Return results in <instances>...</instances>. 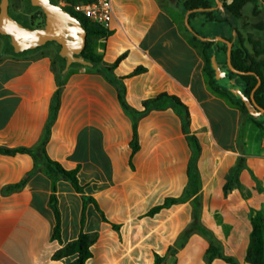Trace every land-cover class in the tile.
I'll return each instance as SVG.
<instances>
[{"label":"crops","instance_id":"crops-1","mask_svg":"<svg viewBox=\"0 0 264 264\" xmlns=\"http://www.w3.org/2000/svg\"><path fill=\"white\" fill-rule=\"evenodd\" d=\"M112 7L109 34L93 42L98 67L74 63L64 71L65 60L52 47L8 52L0 37V264H72L76 255H53L81 231L95 238L85 264H153L155 254L165 257L162 264H204L208 242L195 233L174 255L167 253L191 224L195 199L201 223L227 255L249 264L248 251L264 245V132L258 130L249 149L243 113L228 93L209 85L203 46L187 30L181 7L171 11L161 0H112ZM222 58L216 55L219 63ZM162 93L178 98L187 119L168 100L144 112L143 102ZM42 142L51 161L65 170L78 167L83 190L76 193L64 179L56 183L59 239L52 237L50 179L41 161L1 152L36 154ZM241 157L240 184L255 187L253 175L262 190L225 196L226 175ZM27 175L23 186L9 189ZM83 196L93 201L84 203ZM167 199L183 201L149 213Z\"/></svg>","mask_w":264,"mask_h":264},{"label":"trees","instance_id":"trees-1","mask_svg":"<svg viewBox=\"0 0 264 264\" xmlns=\"http://www.w3.org/2000/svg\"><path fill=\"white\" fill-rule=\"evenodd\" d=\"M89 0H64L66 3L65 6L61 8L70 14L72 17L77 19L80 24V27L86 32V42L83 47L80 56L92 66H99L102 63L101 57L93 53V42L96 39L105 37L109 34V31L104 30L103 28L89 22L82 15L74 12L69 5L77 4L79 2H87ZM220 1V0H219ZM222 4L220 7L217 6L215 0H181L180 7L185 16V26L187 30L191 33L194 40L198 41L203 46V57H204V71L209 78V85L216 91H223L228 93L234 104L240 107V110L243 114H246L250 117L253 124L260 132H264V113H261L258 117H253L247 112L246 103L235 97L234 94L229 92L224 88H221L217 85L214 80V71L211 67V61H213L217 68L226 70L224 78L229 82L230 87L240 86V92L249 98L252 93L254 102L257 106L264 109V47H262L258 39H254L252 35H248L245 39L241 33V26L239 20L241 19V10L248 4H253V13H256V3L257 0H231L230 3L220 1ZM57 4V3H54ZM200 19L199 24L195 22L196 19ZM0 37H7L0 35ZM220 37L231 43V53H230V64L231 66L240 72L251 74L238 75L231 72L227 64L226 44L215 41L214 39ZM57 48L56 56L57 58L64 60L59 57L58 51L60 50V45L54 41ZM48 43V42H47ZM248 43L251 46V52L247 49L246 44ZM222 55V62L219 63L216 59V55ZM115 67V64L112 66H106L105 69L112 70ZM141 69H137L133 74L141 72ZM259 80V85L256 87ZM256 87V88H255ZM255 88V89H254ZM58 97L59 91L56 92L53 101V107L51 110L50 121L54 119L58 108ZM119 100L121 105L128 109L126 104L123 101V97L120 94ZM168 100L171 104L182 110L184 112L185 119H187L186 107L178 100L175 96H169L165 93L159 94L153 99L146 100L143 102L144 112L151 109L162 108V102ZM250 107H252L250 100L248 101ZM48 134V127L46 128L45 135ZM193 140L194 156L192 161L194 162L199 147L196 141ZM132 153H134L137 148V134L135 125L133 126V134L131 140ZM1 152L5 154H15V153H29L33 156L35 160L41 161L43 166V171L50 179V189L51 194L49 196V207L51 208L54 218L55 225L53 228L52 237L54 239H59L60 233V214L57 208V199H56V183L59 179H64L70 183L72 188L76 193H83L82 187L79 185L76 174L78 172V167L73 170H65L57 162L51 161L45 155L43 149V142L39 146V151L35 154L30 149L17 148L12 150L1 149ZM244 158H237L235 165L231 167L226 175V182L223 185V194L226 196L232 190L237 189L244 198H247L251 193H260L261 188L259 186V181L251 175L256 186L253 188H245L239 182V174L241 170L245 169ZM28 175L18 184L11 186L10 190L19 189L24 185ZM93 201L90 198L83 196V202ZM182 199H167L163 205L153 208L149 213L154 214L159 211L161 208L166 207L167 205L175 204L182 202ZM193 204L196 206L193 212V218L191 224L188 228L181 233L177 241L167 249V253L174 255L179 249H181L186 243L187 239L192 234H198L205 238L208 242V246L203 255L204 264H211L214 259H221L226 264H239L237 260L227 255V249L225 246L215 237V235L208 230L200 221L199 215V201L195 199ZM83 221V216L81 218ZM81 221V224H82ZM256 233V229L255 232ZM95 238L89 236L82 231L79 233L77 239L66 244L62 249L58 250L53 257L55 259H61L65 257H70L76 255V259L72 264H85L87 259L91 256L90 246L94 243ZM253 243L256 241L253 238ZM165 257H160L159 255H154L153 264H162ZM245 262L249 264H262V257L259 249H250L245 257Z\"/></svg>","mask_w":264,"mask_h":264},{"label":"water","instance_id":"water-1","mask_svg":"<svg viewBox=\"0 0 264 264\" xmlns=\"http://www.w3.org/2000/svg\"><path fill=\"white\" fill-rule=\"evenodd\" d=\"M29 1L32 6L38 7L44 14L45 21L42 27H24L8 15L7 8L9 0H0V35L9 37L13 52L21 53L27 50L38 48L47 42L54 41L60 45L58 55L65 60L64 71H66L68 67L74 63L90 66L91 64L80 56V53L85 46L86 32L80 27L77 19L64 11L59 4H52L49 2V0ZM215 1L217 6L220 7L222 3L219 0ZM214 40L226 44L227 64L231 72L238 75L251 74L250 72H240L231 66L230 42L220 37H217ZM214 70L218 71L216 65ZM258 85L259 80L256 87H258ZM226 88L229 90V92L234 94V96L246 103L247 112L251 116L258 117L261 113H264V109L255 104L252 93L250 94L249 98H247L240 91H237L236 88L234 89L230 87L229 82L228 85H226ZM249 100L252 107H250L248 103Z\"/></svg>","mask_w":264,"mask_h":264},{"label":"rangeland","instance_id":"rangeland-1","mask_svg":"<svg viewBox=\"0 0 264 264\" xmlns=\"http://www.w3.org/2000/svg\"><path fill=\"white\" fill-rule=\"evenodd\" d=\"M220 1H224L226 3L231 2V0H220ZM161 2L165 6H167L169 10L178 11L179 10L178 8L180 7L181 0H161ZM24 3H26V0H10V5L12 7V10L17 11V12H18V10H20V8H22ZM27 3H28V1H27ZM59 5L61 6V2L59 3ZM21 19L23 20L25 25H30L29 22L27 21L26 17H23V18L21 17ZM40 23H41L40 17L35 16L33 21H32L33 28H34V26H37ZM239 24L242 25L241 26V33L245 39L250 34V35H252V37L254 39H258L260 41L262 47H264V0H257L256 13H253V4H251V3L246 4L241 10V19L239 20ZM3 41L5 43V47H6L7 51L11 52L12 47L10 45V40L7 37H3ZM245 44H246L247 49L251 52V46L248 43H245ZM44 45L50 49L52 47L55 51H57L58 47L52 42H48ZM44 45H42V46H44ZM262 58H264V56H262ZM215 65H214V62L211 61V67H212V70L214 71V80L216 81V83H220L221 85L226 87V85H228V82H227L226 78L223 77L226 74V70L220 69V68H218V71L214 70ZM232 88H234V89L236 88L237 91H240V86H236V87H232ZM244 120L246 121V124H244L245 123ZM242 122L244 124L243 132H247L248 137L251 140V142L249 143V145H250L249 149H254L256 147L258 129L253 124L250 117H248L246 114H243ZM253 238L257 242V234L254 233ZM262 239H264V234H262ZM262 242H264V240H262ZM255 247H256V244H255ZM259 251H260L261 257H262V264H264V245L261 246V249H259Z\"/></svg>","mask_w":264,"mask_h":264},{"label":"built area","instance_id":"built-area-1","mask_svg":"<svg viewBox=\"0 0 264 264\" xmlns=\"http://www.w3.org/2000/svg\"><path fill=\"white\" fill-rule=\"evenodd\" d=\"M65 5V2H61V7ZM69 6L89 22L107 31L111 29V22L114 19L112 0H89Z\"/></svg>","mask_w":264,"mask_h":264},{"label":"flooded vegetation","instance_id":"flooded-vegetation-1","mask_svg":"<svg viewBox=\"0 0 264 264\" xmlns=\"http://www.w3.org/2000/svg\"><path fill=\"white\" fill-rule=\"evenodd\" d=\"M27 1H28V3H27ZM49 2L52 3V4H54V3L59 4L60 2H64V0H49ZM7 11H8V15L12 19L17 21L18 23H20L24 27L33 28L32 21H33L35 16H39L40 17L41 23L39 25H37V26H34V28H39V27H42L44 25V21H45L44 14L42 13V11L38 7L32 6L30 4L29 0H26V3H24L22 8H20V10H18V12L12 10V7L10 5V0H9ZM21 17L22 18L26 17V19H27V21L29 22L30 25H25L23 20L21 19Z\"/></svg>","mask_w":264,"mask_h":264}]
</instances>
